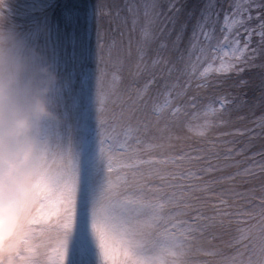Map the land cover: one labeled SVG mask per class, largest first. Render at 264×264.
Segmentation results:
<instances>
[{
  "label": "snow or ice",
  "instance_id": "6c2138e0",
  "mask_svg": "<svg viewBox=\"0 0 264 264\" xmlns=\"http://www.w3.org/2000/svg\"><path fill=\"white\" fill-rule=\"evenodd\" d=\"M184 8L99 3L104 167L86 196L81 157L47 147L26 264H67L77 237L84 264L92 238L101 264H264V0Z\"/></svg>",
  "mask_w": 264,
  "mask_h": 264
},
{
  "label": "rangeland",
  "instance_id": "374dc122",
  "mask_svg": "<svg viewBox=\"0 0 264 264\" xmlns=\"http://www.w3.org/2000/svg\"><path fill=\"white\" fill-rule=\"evenodd\" d=\"M101 2L112 0H3L0 7V73L7 66L18 63L21 53L26 54L22 75L25 80L38 77L43 63L55 66L61 78L62 90L57 97L59 122H49L45 126V151L48 146L66 148L69 145L81 157L84 172V191L88 195L92 165H98L101 171L103 164L99 157V126L97 104V75L99 55V18L98 6ZM125 3L126 0H116ZM185 5L183 16L188 13L198 15L199 8L207 0H179ZM227 6L229 0H217ZM245 78L254 84L259 83L258 70L246 72ZM230 83V82H229ZM229 84L219 85L207 90V95L227 91ZM248 91H255L250 88ZM258 95V92H256ZM259 115V109H256ZM251 118V113H233ZM237 127L243 125L237 121ZM232 127L220 131H234ZM231 139V137L229 138ZM259 146L260 141H256ZM46 159V157H45ZM45 166V160L43 161ZM44 170V169H43ZM229 171H234L230 169ZM43 172V171H42ZM36 178L35 187L39 190L42 184ZM102 188L97 184L96 193ZM89 207L91 205L89 204ZM34 217L25 216L23 227H30ZM84 222L78 226V234L83 231ZM90 232V229H89ZM5 237L0 234V246ZM23 249L13 252L15 264H26V242ZM67 264H84L78 237L70 246ZM87 264H101L99 249L92 238L88 248Z\"/></svg>",
  "mask_w": 264,
  "mask_h": 264
},
{
  "label": "clouds",
  "instance_id": "9594fccd",
  "mask_svg": "<svg viewBox=\"0 0 264 264\" xmlns=\"http://www.w3.org/2000/svg\"><path fill=\"white\" fill-rule=\"evenodd\" d=\"M25 58L21 53L17 64L0 73V234L6 238L0 264H15L14 250L33 236L34 228H24L23 222L26 215L35 216L43 190L35 181L44 169L45 126L61 120L56 109L62 86L55 66L43 63L37 78L25 80Z\"/></svg>",
  "mask_w": 264,
  "mask_h": 264
},
{
  "label": "trees",
  "instance_id": "16d2710c",
  "mask_svg": "<svg viewBox=\"0 0 264 264\" xmlns=\"http://www.w3.org/2000/svg\"><path fill=\"white\" fill-rule=\"evenodd\" d=\"M256 91H248V96L251 98L253 95H256Z\"/></svg>",
  "mask_w": 264,
  "mask_h": 264
}]
</instances>
